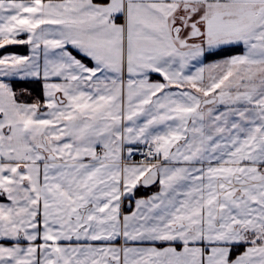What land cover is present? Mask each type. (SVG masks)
Wrapping results in <instances>:
<instances>
[{
    "label": "snow or ice",
    "instance_id": "1",
    "mask_svg": "<svg viewBox=\"0 0 264 264\" xmlns=\"http://www.w3.org/2000/svg\"><path fill=\"white\" fill-rule=\"evenodd\" d=\"M0 264H264V0H0Z\"/></svg>",
    "mask_w": 264,
    "mask_h": 264
},
{
    "label": "trees",
    "instance_id": "2",
    "mask_svg": "<svg viewBox=\"0 0 264 264\" xmlns=\"http://www.w3.org/2000/svg\"><path fill=\"white\" fill-rule=\"evenodd\" d=\"M7 51L11 52V51H21L22 53L26 52V49L24 48H9L7 49ZM33 83H25V84H17L16 87L19 88V87H28L30 89H33L34 92H33V95L34 94H38L39 95V90L34 88L33 86H31Z\"/></svg>",
    "mask_w": 264,
    "mask_h": 264
},
{
    "label": "crops",
    "instance_id": "3",
    "mask_svg": "<svg viewBox=\"0 0 264 264\" xmlns=\"http://www.w3.org/2000/svg\"><path fill=\"white\" fill-rule=\"evenodd\" d=\"M11 52H21V51H11ZM22 53V52H21ZM153 79H158V77H153ZM31 86H33L34 88L38 89L39 90V95H40V89H39V85L38 84H32ZM38 94H34L33 96H39ZM157 189L156 188H150V189H147V190H141L139 195H149L151 194V192L153 191H156Z\"/></svg>",
    "mask_w": 264,
    "mask_h": 264
},
{
    "label": "built area",
    "instance_id": "4",
    "mask_svg": "<svg viewBox=\"0 0 264 264\" xmlns=\"http://www.w3.org/2000/svg\"><path fill=\"white\" fill-rule=\"evenodd\" d=\"M138 158V157H137Z\"/></svg>",
    "mask_w": 264,
    "mask_h": 264
}]
</instances>
